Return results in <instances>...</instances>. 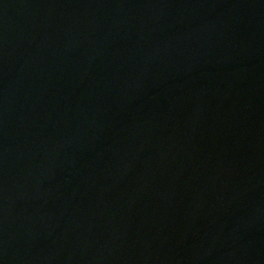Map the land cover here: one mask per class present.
<instances>
[{
	"label": "water",
	"instance_id": "water-1",
	"mask_svg": "<svg viewBox=\"0 0 264 264\" xmlns=\"http://www.w3.org/2000/svg\"><path fill=\"white\" fill-rule=\"evenodd\" d=\"M0 264H264V0H0Z\"/></svg>",
	"mask_w": 264,
	"mask_h": 264
}]
</instances>
